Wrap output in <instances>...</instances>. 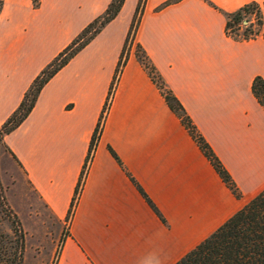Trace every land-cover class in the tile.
Masks as SVG:
<instances>
[{
	"label": "crops",
	"instance_id": "obj_1",
	"mask_svg": "<svg viewBox=\"0 0 264 264\" xmlns=\"http://www.w3.org/2000/svg\"><path fill=\"white\" fill-rule=\"evenodd\" d=\"M148 0L139 41L243 194L236 199L132 55L94 149L58 264H175L264 190V38L236 43L202 0ZM227 12L264 0H210ZM111 0H4L0 124L42 69ZM119 16L43 89L6 143L28 182L66 220L130 25ZM128 12V14H127ZM126 13V14H125ZM117 154L123 168L111 155ZM144 189L165 223L128 177Z\"/></svg>",
	"mask_w": 264,
	"mask_h": 264
},
{
	"label": "trees",
	"instance_id": "obj_2",
	"mask_svg": "<svg viewBox=\"0 0 264 264\" xmlns=\"http://www.w3.org/2000/svg\"><path fill=\"white\" fill-rule=\"evenodd\" d=\"M39 1L33 0L35 7L39 6ZM180 1L169 0L163 6ZM205 1L211 7L218 9L211 1ZM124 3L125 0H111L105 12L88 24L70 45L47 64L34 79L18 108L5 123L0 125V164L3 153H9L17 160L6 143V137L17 130L28 118L45 86L88 46L109 23L117 18ZM1 8L2 0H0V11ZM223 14L226 17V33L244 30L239 37L238 35H231L235 41L264 38V1L262 3L251 2L233 12H224ZM244 21H247L248 25H244ZM135 57L160 91L170 110L180 119L182 125L196 142L223 183L237 199H240L242 193L231 174L205 138L199 133L183 104L168 87L142 46L137 45ZM252 94L264 109V79L261 76L254 78ZM99 126L98 124L92 136L89 153L96 148L100 139ZM109 151L123 168L117 154L112 148H109ZM128 177L155 214L165 223L163 215L141 185L130 174H128ZM21 224L18 214L8 200L7 189L2 183L0 169V264H23L25 241ZM175 264H264V190Z\"/></svg>",
	"mask_w": 264,
	"mask_h": 264
},
{
	"label": "rangeland",
	"instance_id": "obj_3",
	"mask_svg": "<svg viewBox=\"0 0 264 264\" xmlns=\"http://www.w3.org/2000/svg\"><path fill=\"white\" fill-rule=\"evenodd\" d=\"M202 1L206 2L205 0H202ZM147 2H148V0H125V3H124V5L120 11V13H121L122 10L124 9L125 4L127 3V6L130 8V12H131L130 20H129L130 25H129L128 32L126 34L124 45L122 47V51H121L119 60L117 62L116 68L114 69V72L112 73L110 83H109L108 89L106 91L105 100H104V103L102 105V109H101L100 116L98 119V124L100 125L99 131L101 132L100 138L102 136L103 128L106 124V120L108 118V115H109L111 108L113 106V102L115 100V97H116L117 93L119 92V87H120V83H121V79H122L124 69L128 65V62H129L130 58L132 57V55H135V52L137 50V45L142 46L140 41L138 40L139 39V30H140L142 18L144 16V13L146 10ZM165 3H163L158 8H156V10L160 11V10L170 6V5L163 6ZM206 3L208 4V2H206ZM3 4H4V0H2V8H3ZM33 6H34V2H33ZM39 7H40V1H39V6L38 7L34 6V8L37 9ZM128 7H127V10H128ZM216 7L218 9H215L213 7H211V8L218 11L219 13H221L225 17V15L223 13L227 12V11H224L223 9L219 8L218 6H216ZM2 8H1V11H2ZM1 11H0V13H1ZM228 13H230V12H228ZM127 14H128V12H127ZM245 22L246 21H244V25H248V22L247 23H245ZM225 26H226V17H225ZM243 32H244L243 29H241L239 31H235V32L231 31L229 33H226V30H225V35L236 43H245V42L254 41V40L235 41L231 37V35H233V36L238 35V37H239V35L241 36ZM255 40H257V39H255ZM61 52H59V53H61ZM50 62H48V64ZM8 119H9V117H8ZM2 124H0V125H2ZM196 128H197V126H196ZM198 131H199V129H198ZM199 133L201 134L200 131H199ZM93 151L94 150H92L88 154V159H87L88 161L85 163L82 174L80 176V182H79V185L77 187V190H76L73 202H72L73 205L71 206V208H72L71 212H69L68 217L63 222L58 221L53 216V214L50 212V210L43 204L42 200L39 198V196L36 194V192L32 189V187H31L30 183L28 182L27 177H26L20 163L18 162V160H15L9 153H3L2 158H1V164H0L2 183H3L4 187L7 189L8 200H9L11 206L13 207V209L15 210V212L18 214L19 219L22 223L21 224L22 228L24 230V241H25L24 247L25 248H24L23 264H58V261H59V258H60V255H61V252H62V249L64 246V242H65L66 238L70 236V231H69L70 218L73 214V210H74V208L77 204V200L80 196V192H81L80 187H81L82 180H84L86 178L87 172L89 170V167H90L89 163H90V160L92 159L93 154H94ZM238 200H243V194H242V197ZM243 203L246 204L248 202L243 201Z\"/></svg>",
	"mask_w": 264,
	"mask_h": 264
},
{
	"label": "water",
	"instance_id": "obj_4",
	"mask_svg": "<svg viewBox=\"0 0 264 264\" xmlns=\"http://www.w3.org/2000/svg\"><path fill=\"white\" fill-rule=\"evenodd\" d=\"M245 23H247V21Z\"/></svg>",
	"mask_w": 264,
	"mask_h": 264
}]
</instances>
